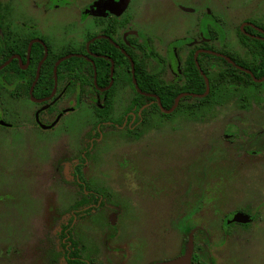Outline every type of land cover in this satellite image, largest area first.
<instances>
[{
  "label": "rangeland",
  "instance_id": "obj_1",
  "mask_svg": "<svg viewBox=\"0 0 264 264\" xmlns=\"http://www.w3.org/2000/svg\"><path fill=\"white\" fill-rule=\"evenodd\" d=\"M66 1L56 3L64 6ZM168 1L160 14L144 22L162 23L168 16L178 22L177 12L187 1ZM201 1L212 11L216 1L230 5L222 8L228 15L222 22L227 35L223 46L236 45L241 23L264 22V0ZM44 4L0 0L5 23L15 35L31 31L28 26L38 17L74 14L70 9L42 14ZM184 8L195 31V16ZM175 20L166 23L167 29L179 28L182 23ZM159 51L164 54L165 45ZM0 96V117L8 122L0 126V264H64L57 231L84 196L71 177L77 165L82 167L80 183L103 189L97 208L75 217L72 225L81 257L89 264H264V134L254 147L249 140L244 148L228 142L222 134L234 123L233 103L222 106L216 117L174 118L153 132L138 129L140 143L99 127L102 137L86 157L85 143L96 122L87 106L42 132L34 125L35 106L27 97L12 99L5 91ZM240 121L251 128L246 117ZM251 129L247 132L253 136L260 130ZM199 152L206 159L200 182V165L193 158ZM136 165H146L143 171L140 167L143 174ZM240 210L253 217L249 227L224 223Z\"/></svg>",
  "mask_w": 264,
  "mask_h": 264
},
{
  "label": "flooded vegetation",
  "instance_id": "obj_2",
  "mask_svg": "<svg viewBox=\"0 0 264 264\" xmlns=\"http://www.w3.org/2000/svg\"><path fill=\"white\" fill-rule=\"evenodd\" d=\"M57 1L62 0H40L45 3L44 7L42 6V14L70 9L74 11L72 17H38L33 19V25L28 26L32 30L23 35L11 33L5 23L7 15L0 8V35L8 37L11 42L27 40L25 60L23 61L19 54H13L11 57L18 55L21 62L14 58L3 69L17 60L21 70L29 71L33 46L39 44L38 51L43 50L42 59L36 66L34 79L27 92V79L22 80L27 84L22 86L20 92L15 90V85L4 81L1 82L3 86L0 89V94L5 91L12 99L18 100L22 96L29 99L35 106L34 125L40 131H52L65 115L74 113L84 105L96 119L84 149L96 145L102 137L99 127L102 130L111 129L114 134L134 137L136 142L140 143L143 137L137 132L138 129L153 132L159 129L158 126L164 121L174 118L191 121L216 117L222 106L233 103L236 107L231 115L234 123L232 122L231 130H226L222 135L225 134L224 138L228 142L240 144L241 148H244L243 143L246 140H249L253 147L261 145L259 135L264 134V22L241 23L242 26L238 27L234 38L236 45L228 47L223 46L227 35L222 30V22L228 15L222 12V8L223 5H230L222 1L215 2L213 11L207 8L205 3L202 4L201 0L181 2V12H177L176 16L182 24L173 31L166 27L167 22L175 20L173 16H168L162 23L160 20L153 22L154 19L148 23L144 22L146 17L160 14L165 1L169 2L168 0H67L64 6L56 3ZM155 1H158V4ZM184 5L191 8L187 13L191 12L196 17L195 31L192 30L194 22L190 26L185 18ZM179 21L176 22L180 24ZM168 26L173 27L170 24ZM163 45L164 54L159 51ZM50 55L59 57L57 62L68 55L79 61H73L70 69L62 70L61 75L58 74V66L64 60L58 64L55 71L56 62L53 68V85L47 93L48 87L38 85V81L42 66ZM43 59L39 77L35 81ZM165 76H169L170 80H166ZM160 92L169 96L167 100L174 99L169 109L163 107ZM141 103L143 104L140 105ZM155 104L160 108L161 114L155 109H150ZM162 109L170 112H164ZM244 117L246 121L249 120L251 128H260L257 135L253 136L252 132H247L251 128L241 123L240 120ZM102 118L110 120L99 121ZM3 123L8 125V122L0 117V126H4L1 125ZM12 126L14 127L13 124ZM138 147L142 152V144ZM148 151L150 154L151 147ZM88 154L87 150L86 157ZM193 158L200 165L196 169L201 172L202 179L198 180L200 182L205 178V152H199ZM79 160L83 162L85 158L80 157ZM144 166L136 165L139 173H142ZM81 168V165H77L75 170L71 171V177L79 191L84 194L82 198H85L86 204L78 208V200L72 206L71 211H74V214L70 211L67 215H73V221L66 230V233L70 232L68 236H72L77 244L78 241L72 234L75 217L89 213L93 208L95 210L103 195L102 188L95 190L87 183L78 181ZM133 169L135 170L134 164ZM93 196L97 199L96 202L93 201ZM239 214L246 216L248 221H233ZM230 215L225 217L224 223L231 228H247L253 221L247 210ZM59 250L61 252L60 245ZM79 254V257L87 262L81 257L80 249ZM59 256L63 261L61 255Z\"/></svg>",
  "mask_w": 264,
  "mask_h": 264
},
{
  "label": "trees",
  "instance_id": "obj_3",
  "mask_svg": "<svg viewBox=\"0 0 264 264\" xmlns=\"http://www.w3.org/2000/svg\"><path fill=\"white\" fill-rule=\"evenodd\" d=\"M38 47L39 44H35L31 51V65L29 71L21 70L17 60H14L8 67L0 71V89L3 86L1 82L4 81L7 84L15 85V90L20 92L22 90V86L27 84L23 83L22 80L27 79L29 80V83L27 84L28 86L26 87L25 91L27 92L29 85L34 79L36 66L43 56V50L41 49V51H38ZM26 49L27 40H18L11 42L8 37L0 35V65L7 61L13 54H19L24 61L26 58ZM58 59L59 57L50 55L42 66L38 85L43 84L44 86H47V93H49L53 85V68ZM73 61H79V59L71 57L61 62L58 66V74L61 75L62 70L70 69ZM228 66L232 68L230 64H228ZM160 93L161 103L163 107L169 109L173 105L174 99L172 98L171 100H167L166 98H168L169 96L162 94L163 92ZM143 103H141L140 105H142ZM150 109H155L161 114V110L156 104ZM163 116L166 117V115ZM103 120L110 119H99V121ZM80 188H82L81 185ZM92 198L93 201L96 202L97 199H94V196ZM77 204L78 208L84 207L86 204L85 198L79 200ZM72 221L73 215H67L64 221L61 223L60 229L58 231V240L61 248L60 255L61 259L63 260L62 262L64 264H87V262L83 261L79 257L80 254L77 242L73 239L72 236H68L70 235V232L66 233V230L70 227ZM68 243L70 244L69 246Z\"/></svg>",
  "mask_w": 264,
  "mask_h": 264
},
{
  "label": "water",
  "instance_id": "obj_4",
  "mask_svg": "<svg viewBox=\"0 0 264 264\" xmlns=\"http://www.w3.org/2000/svg\"><path fill=\"white\" fill-rule=\"evenodd\" d=\"M29 47H31V45L29 46ZM29 52H30V48H29ZM72 55H68V56H66V57H63V58H61L57 63H56V65H55V71H56V68H57V66H58V64L61 62V61H63V60H65V59H67V58H69V57H71ZM14 58H16V59H18L20 62H21V58L18 56V55H16V56H14V57H11V59L9 60V61H7L5 64H3L2 66H0V70L1 69H3L6 65H8L9 63H10V61L12 60V59H14ZM43 61H44V59L42 60V62L40 63V65H39V67H38V70H37V75H36V79H35V81H37V79H38V77H39V72H40V66H41V64L43 63ZM32 89H33V87H32ZM180 97H178V99H179ZM177 99V100H178ZM177 103V102H176ZM159 105L161 106V104L159 103ZM164 112H170V111H166V110H164V109H162ZM233 221H237V222H247L248 220H247V217L246 216H243L242 214H239V215H236L235 217H234V219H233Z\"/></svg>",
  "mask_w": 264,
  "mask_h": 264
}]
</instances>
